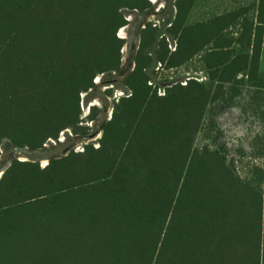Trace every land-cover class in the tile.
Masks as SVG:
<instances>
[{
  "label": "trees",
  "instance_id": "1",
  "mask_svg": "<svg viewBox=\"0 0 264 264\" xmlns=\"http://www.w3.org/2000/svg\"><path fill=\"white\" fill-rule=\"evenodd\" d=\"M177 0L168 28L141 31L130 89L99 145L38 161L13 159L0 177V264H264V168L242 177L224 152L195 145L213 105L258 76L264 0L201 22ZM148 0H0V145L33 152L65 128L86 134L80 94L120 68L121 8ZM195 57L204 81L149 84L153 60ZM97 114L91 109L90 118Z\"/></svg>",
  "mask_w": 264,
  "mask_h": 264
},
{
  "label": "rangeland",
  "instance_id": "2",
  "mask_svg": "<svg viewBox=\"0 0 264 264\" xmlns=\"http://www.w3.org/2000/svg\"><path fill=\"white\" fill-rule=\"evenodd\" d=\"M148 1L150 4L144 10L121 8L127 23L116 31V36L124 39L120 49V68L96 75L93 80L95 85L80 94L79 124L86 134L65 128L58 138L47 139L42 148L33 152L15 150L11 140L3 138L0 145V175L15 158L38 161L44 167L51 158L64 156L71 150L82 151L87 143L99 145L104 123L111 118L119 98L130 93L126 78L136 64L142 29L151 23L157 27L160 37L166 36L169 49L173 51L176 48L177 40L169 34L168 28L177 13V0ZM250 2L251 0H197L188 22H201L235 7L250 5ZM123 27L125 38L121 36ZM199 67L198 57H195L172 68L153 60L147 70L153 87L157 85L164 90L170 84L181 83L189 78L206 79ZM258 76L264 79V43ZM239 89L241 92L233 98V102H219L211 107L205 128L197 134L195 145L208 144L220 148L239 175L251 177L257 169L264 168V84H260L256 78H250L245 84L239 85ZM93 107H96L97 114L90 118ZM261 187L264 202V180Z\"/></svg>",
  "mask_w": 264,
  "mask_h": 264
},
{
  "label": "built area",
  "instance_id": "3",
  "mask_svg": "<svg viewBox=\"0 0 264 264\" xmlns=\"http://www.w3.org/2000/svg\"><path fill=\"white\" fill-rule=\"evenodd\" d=\"M159 64H161L160 62H159ZM159 68V66L157 67V69ZM197 80H199V81H204V77H200V78H196ZM186 82L187 81H184V82H181L182 84H186ZM149 84H153V82L150 80L149 81ZM158 93L159 94H164L165 93V89L164 90H162V87H158ZM51 139V138H50ZM19 160H21V159H19Z\"/></svg>",
  "mask_w": 264,
  "mask_h": 264
},
{
  "label": "bare ground",
  "instance_id": "4",
  "mask_svg": "<svg viewBox=\"0 0 264 264\" xmlns=\"http://www.w3.org/2000/svg\"><path fill=\"white\" fill-rule=\"evenodd\" d=\"M124 27H125V26H124ZM124 27L121 29V34H122L121 36L125 38V37H126V36H125V35H126V34H125L126 32L124 31Z\"/></svg>",
  "mask_w": 264,
  "mask_h": 264
},
{
  "label": "water",
  "instance_id": "5",
  "mask_svg": "<svg viewBox=\"0 0 264 264\" xmlns=\"http://www.w3.org/2000/svg\"><path fill=\"white\" fill-rule=\"evenodd\" d=\"M9 165H10V164H9ZM9 165H8V166H9ZM4 171H5V169L3 170V172H4ZM3 172H2V174H3ZM2 174H1L0 176H2Z\"/></svg>",
  "mask_w": 264,
  "mask_h": 264
}]
</instances>
